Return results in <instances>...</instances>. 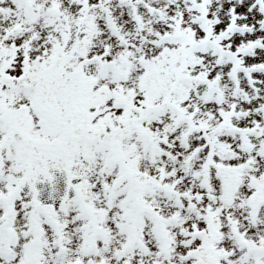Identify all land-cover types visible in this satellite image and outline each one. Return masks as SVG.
<instances>
[{
    "label": "snow or ice",
    "instance_id": "6c2138e0",
    "mask_svg": "<svg viewBox=\"0 0 264 264\" xmlns=\"http://www.w3.org/2000/svg\"><path fill=\"white\" fill-rule=\"evenodd\" d=\"M0 264H264V0H0Z\"/></svg>",
    "mask_w": 264,
    "mask_h": 264
}]
</instances>
